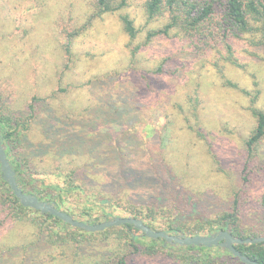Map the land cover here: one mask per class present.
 <instances>
[{
  "label": "rangeland",
  "instance_id": "obj_1",
  "mask_svg": "<svg viewBox=\"0 0 264 264\" xmlns=\"http://www.w3.org/2000/svg\"><path fill=\"white\" fill-rule=\"evenodd\" d=\"M94 2L0 0V113L28 128L21 139L28 186L53 197L57 190L41 181L55 183L62 167L74 166L91 187L131 201H150L165 175L171 188L230 201L242 184L253 111H264V48L245 35L232 63L225 49L195 53L174 35L146 42L164 21H149L139 0L122 10L135 21L132 40L120 14L94 16ZM125 170L139 181L124 179ZM252 181L250 206L264 193V176ZM84 200L68 195L62 210L86 220ZM12 221L0 226V264H79L114 254L108 242L52 243L26 218ZM148 239L147 252L127 264L184 263L159 245L149 252Z\"/></svg>",
  "mask_w": 264,
  "mask_h": 264
},
{
  "label": "trees",
  "instance_id": "obj_2",
  "mask_svg": "<svg viewBox=\"0 0 264 264\" xmlns=\"http://www.w3.org/2000/svg\"><path fill=\"white\" fill-rule=\"evenodd\" d=\"M139 1L143 14L149 21H164L161 28L149 31L146 42L157 37L174 35L181 38L195 53L208 54L212 50H217L224 56L225 49L232 63H236L233 59L234 46L245 35L251 36L253 44L264 48V0ZM130 2L131 0H95L94 16L118 12L125 32L134 40L138 34L135 21L129 13L122 11ZM67 46L69 50V45ZM163 70V66H160L159 71ZM253 112L256 125L246 142L247 161L241 178V187L230 201L218 202L211 196L202 197L184 187L171 188L169 184L171 177L168 175L160 178L158 189L149 196L150 201H131L121 193L113 194L107 191L104 186L91 187L92 185L84 179L85 174L78 168L75 170L74 166L69 170L62 167L55 175L58 179L54 181L55 183L45 184L41 181L46 188L57 190V195L53 197L43 196L39 193L41 185L28 186L32 176L28 170V157L21 144V139L28 128L22 119L0 113V132L7 156L16 171L18 184L24 192L34 194L40 200L54 202L61 210V201L68 195L85 194L83 205L86 209L83 214L89 216L86 220L76 218L73 210L67 208L62 210L76 219L98 223L116 216H133L142 219L155 230L173 234H212L228 230L238 238H253L264 236V193L258 197L257 204L248 205L252 179L264 176V159L259 155L260 147L264 144V111L255 108ZM60 166L61 164L58 165ZM122 176L124 179L131 176L132 180L139 181L138 175L131 174L130 170H125ZM165 183L169 185L166 186ZM71 206L74 205L70 204ZM249 207L254 208L256 212L251 211ZM23 218L35 225L37 231L50 238L52 243L58 242L56 240L60 237L64 243L71 240L79 245L89 242L97 246V243L108 242L113 247L112 259L99 260L89 255L90 259H78L79 264H127L132 255L141 251L147 252L145 246L141 248L144 240L149 237L132 224L89 232L73 227L50 213L23 206L0 169V226L9 219L13 220L12 222H20ZM148 240L151 242L149 252L154 253L159 245L161 248L169 249L171 257L175 259L182 257L183 264H245L221 246H181L167 243L162 238ZM236 248L251 259L264 264V241L255 244H236Z\"/></svg>",
  "mask_w": 264,
  "mask_h": 264
},
{
  "label": "water",
  "instance_id": "obj_3",
  "mask_svg": "<svg viewBox=\"0 0 264 264\" xmlns=\"http://www.w3.org/2000/svg\"><path fill=\"white\" fill-rule=\"evenodd\" d=\"M0 169L4 179L11 187L13 193L25 207H31L43 213H50L63 221L71 224L73 227L82 228L89 232L104 231L113 226L123 224H132L135 228L146 234L150 238L164 239L167 243L181 246L199 245L205 247L221 246L228 249L233 255L238 257L245 264H261L258 261L244 255L236 248V244H255L264 241V236L238 238L232 235L228 230H222L212 234L182 235L173 234L164 230H155L147 225L142 219L133 216H116L98 223H89L74 218L68 212L59 209L54 202L43 201L38 196L26 193L20 187L14 170L3 145L2 133L0 132Z\"/></svg>",
  "mask_w": 264,
  "mask_h": 264
}]
</instances>
